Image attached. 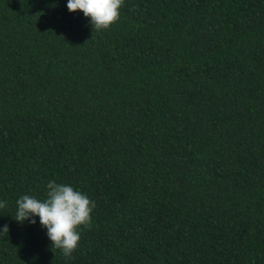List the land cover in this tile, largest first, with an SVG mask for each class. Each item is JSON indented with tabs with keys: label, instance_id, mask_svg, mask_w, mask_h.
Returning a JSON list of instances; mask_svg holds the SVG:
<instances>
[{
	"label": "trees",
	"instance_id": "obj_1",
	"mask_svg": "<svg viewBox=\"0 0 264 264\" xmlns=\"http://www.w3.org/2000/svg\"><path fill=\"white\" fill-rule=\"evenodd\" d=\"M72 184L71 257L15 200ZM0 264H264V0H0Z\"/></svg>",
	"mask_w": 264,
	"mask_h": 264
},
{
	"label": "clouds",
	"instance_id": "obj_2",
	"mask_svg": "<svg viewBox=\"0 0 264 264\" xmlns=\"http://www.w3.org/2000/svg\"><path fill=\"white\" fill-rule=\"evenodd\" d=\"M122 0H66L69 12L81 10L92 28L97 30L110 26L119 17ZM44 198L27 193L15 200L12 218L19 223H38L50 241L65 257H71L80 239L78 226L86 225L91 219L94 201L70 183L48 180ZM6 201L0 200V207ZM8 233V224H0V233Z\"/></svg>",
	"mask_w": 264,
	"mask_h": 264
}]
</instances>
